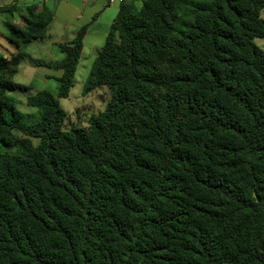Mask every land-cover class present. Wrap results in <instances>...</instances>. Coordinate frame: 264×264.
I'll use <instances>...</instances> for the list:
<instances>
[{"label": "trees", "instance_id": "16d2710c", "mask_svg": "<svg viewBox=\"0 0 264 264\" xmlns=\"http://www.w3.org/2000/svg\"><path fill=\"white\" fill-rule=\"evenodd\" d=\"M263 9L121 1L83 87L111 97L65 130L85 27L58 44L56 96L26 97L28 122L12 76L52 19L28 6L0 55V264H264Z\"/></svg>", "mask_w": 264, "mask_h": 264}, {"label": "crops", "instance_id": "0c3cea01", "mask_svg": "<svg viewBox=\"0 0 264 264\" xmlns=\"http://www.w3.org/2000/svg\"><path fill=\"white\" fill-rule=\"evenodd\" d=\"M19 1L23 3V6L16 4V6L18 5L19 7L18 14L14 13L16 10L10 13L0 12V14L11 16L10 21L6 20L7 30L9 25H14L19 28L24 26V12L28 7V3L40 7L44 6L52 19L46 37L41 40L33 41L25 48L23 60L20 62L16 73L30 72V75L36 76L39 69H45L47 71L39 75L41 79H56L60 77L61 71L53 70L52 65L60 62L64 57L58 48V44L71 41L75 37L77 31L85 27L82 50L76 67L77 71L80 61L83 60V58H95L102 48L100 45H102L101 43L104 44L103 41L108 34L110 25L118 13L120 2L123 0H15L13 3H18ZM124 1L133 2L135 4L139 0ZM24 2H26L27 5H25ZM7 42V49L10 50L13 45L9 43L8 40ZM13 51H15V48L8 52L11 53ZM28 88L29 90L27 92L30 91V87ZM28 95H30V93L27 94V96Z\"/></svg>", "mask_w": 264, "mask_h": 264}, {"label": "rangeland", "instance_id": "374dc122", "mask_svg": "<svg viewBox=\"0 0 264 264\" xmlns=\"http://www.w3.org/2000/svg\"><path fill=\"white\" fill-rule=\"evenodd\" d=\"M15 0H0V7H9ZM142 0H139L136 4L137 7L141 6ZM19 6H23L20 1L17 3ZM27 5L26 2H24ZM31 3H28L29 6ZM14 12L18 14L19 7ZM21 8V7H20ZM25 15V12H24ZM261 17L264 19V9L261 11ZM11 16L0 14V55L7 58L10 54L15 53V51L9 53L8 51L14 50V46L8 50V42L6 37L8 36V30L6 27V20L10 21ZM104 42V41H103ZM256 46L264 51V40L255 39ZM103 46V43H101ZM7 49V50H5ZM87 51V50H85ZM89 55V54H87ZM93 59H85L80 61L78 69L75 74V83L69 92V96L66 99H58L59 105L66 112V120L64 124V129L67 130L71 126H76L78 128H87V122L91 116L96 115L101 112L106 103L111 97L110 90L106 87H100L99 89L89 93L83 94V87L88 76L90 67L92 65ZM26 63V62H23ZM23 67V66H22ZM25 67V66H24ZM36 76L30 75V72L21 73L18 72L12 76V81L23 86L30 87L29 92H17L14 93V97L18 99L19 105L18 109L25 115V120L28 122H34L38 115L35 109L29 108L25 104V99L27 94H35L39 91H47L52 95L56 96L58 83L54 78L44 79L39 77V75L44 74L47 70L39 69ZM36 143V141H33Z\"/></svg>", "mask_w": 264, "mask_h": 264}, {"label": "built area", "instance_id": "2783aa9c", "mask_svg": "<svg viewBox=\"0 0 264 264\" xmlns=\"http://www.w3.org/2000/svg\"><path fill=\"white\" fill-rule=\"evenodd\" d=\"M118 1H121V0H118Z\"/></svg>", "mask_w": 264, "mask_h": 264}]
</instances>
